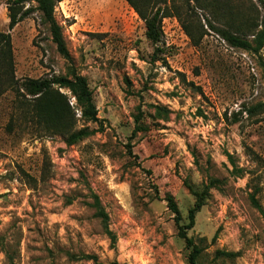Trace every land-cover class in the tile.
I'll return each instance as SVG.
<instances>
[{
    "label": "rangeland",
    "instance_id": "obj_1",
    "mask_svg": "<svg viewBox=\"0 0 264 264\" xmlns=\"http://www.w3.org/2000/svg\"><path fill=\"white\" fill-rule=\"evenodd\" d=\"M55 16L94 93L101 122L89 125L103 128L74 145L35 135L9 125L15 92L0 96V264H95L83 254L107 264H188L163 198L174 196L186 223L194 192L211 178L218 185L189 231L207 238L202 264H214L216 249L239 252L231 264H264V219L250 200L258 185L264 204V48L232 47L207 25L195 45L173 16L163 21L164 51L154 60L145 23L126 0H62ZM9 23V0H0V32L11 33L18 79L67 73L38 11ZM245 106L259 110L249 115ZM157 107L169 119L158 118ZM136 114L144 130L131 139ZM93 193L109 213L116 247Z\"/></svg>",
    "mask_w": 264,
    "mask_h": 264
},
{
    "label": "trees",
    "instance_id": "obj_2",
    "mask_svg": "<svg viewBox=\"0 0 264 264\" xmlns=\"http://www.w3.org/2000/svg\"><path fill=\"white\" fill-rule=\"evenodd\" d=\"M60 1L62 0H37L36 6L26 7V4L32 0H9V25L12 29L20 21L38 11L41 23L49 31L58 52L67 61V73L18 79L15 71L11 33L0 32V96L8 89L15 92V109L9 125H24L30 128L35 135H62L68 145H74L102 129L103 123L100 124V128H91L89 125L91 122L100 123L101 118H99V110L88 78L78 72L67 46L62 26L55 16L56 5ZM126 1L145 23L146 38L155 46L154 60L158 58L159 53L164 51L162 45L163 21L166 17L173 16L180 20L183 29L195 45H199L208 33L205 27L207 25L232 47L253 54H260L264 48V0H260L259 6L234 0ZM199 11L204 16L205 23H203ZM70 95L76 99V105L71 104ZM258 106H245V110L249 115H254L259 110ZM78 109L81 111L80 117L77 116ZM157 109L156 116L158 118L169 119L166 108L157 107ZM142 116L143 114L135 115V128L131 139L139 131L144 130ZM80 120L83 121V125L78 127ZM250 151L256 156L253 150ZM130 154L135 158L138 157L133 154L131 149ZM228 156L235 166L236 172L241 175L243 169L238 168L231 154ZM141 165L138 163V166L141 167ZM147 171L152 173L151 170ZM217 185L218 179L211 178L208 184L202 186V191L194 190L197 199L189 210L186 223L174 196L167 194L163 198L174 215L178 236L185 241L188 264H202L205 250L208 247L207 238H195L189 235V231L196 225L197 215L205 205V198L209 190ZM154 188L156 197H160L158 185L155 184ZM261 189L260 186H255L250 194V200L264 219V204L257 197ZM91 205L95 209V215L100 218L112 247H116L117 234L109 226V213L98 194L93 193ZM216 238L217 234L214 235L213 241ZM239 255V252L216 249L214 264H231ZM82 257L93 260L95 264H107L101 262L95 254H83Z\"/></svg>",
    "mask_w": 264,
    "mask_h": 264
}]
</instances>
